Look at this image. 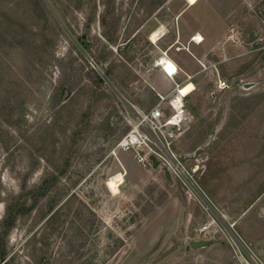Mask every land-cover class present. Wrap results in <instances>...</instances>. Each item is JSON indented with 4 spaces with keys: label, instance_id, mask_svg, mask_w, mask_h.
<instances>
[{
    "label": "rangeland",
    "instance_id": "1",
    "mask_svg": "<svg viewBox=\"0 0 264 264\" xmlns=\"http://www.w3.org/2000/svg\"><path fill=\"white\" fill-rule=\"evenodd\" d=\"M151 1L0 0V221L9 196L24 202L0 239V264H240L233 239L264 238V133L249 119L234 127L237 97L264 86V0H231L220 43L203 57L173 44L187 1L148 15ZM104 2L114 5L107 22L118 17L117 43L102 34ZM146 14L133 31V16ZM197 25L179 18L183 38ZM163 50L183 60L173 77L154 64ZM176 82L193 114L171 139L189 171L181 179L154 154L144 162L117 146L136 111ZM120 172L113 192L106 181ZM198 239L209 242L185 249Z\"/></svg>",
    "mask_w": 264,
    "mask_h": 264
},
{
    "label": "built area",
    "instance_id": "2",
    "mask_svg": "<svg viewBox=\"0 0 264 264\" xmlns=\"http://www.w3.org/2000/svg\"><path fill=\"white\" fill-rule=\"evenodd\" d=\"M162 54L167 56L165 50ZM159 60V58L155 59L154 64L164 68ZM177 70L178 67L173 74ZM173 74L169 76L172 77ZM216 82L219 88L229 84L227 80L221 78ZM178 85L179 83H175L168 93L157 91L158 99L151 107L136 111L135 117L130 122V128L119 138L117 146L125 150H133L136 157L144 162L149 161L150 154H154L163 161L173 176L181 179L184 176L187 178L189 171L171 148V139L191 121L193 114L185 106L186 95L178 93ZM215 223H217L215 218L210 217L198 227V233L205 237ZM234 224V222L229 223L232 230ZM216 231L215 228L212 232ZM233 244L240 264H264L243 240L233 239Z\"/></svg>",
    "mask_w": 264,
    "mask_h": 264
},
{
    "label": "crops",
    "instance_id": "3",
    "mask_svg": "<svg viewBox=\"0 0 264 264\" xmlns=\"http://www.w3.org/2000/svg\"><path fill=\"white\" fill-rule=\"evenodd\" d=\"M223 2H225L224 8L220 7L219 4L214 0H197L193 4H187V6H185L182 10L175 14L176 24L178 25V32L177 35L174 37L173 44H177V46L179 47L176 49L177 51L186 48L187 50H189L191 48L190 53L193 56L197 57L196 55H198V57H203L205 54H207L209 50L213 49L216 46V43H220V38H222L224 25L227 26V19L230 16V12L232 11L231 9L233 5V3H231V0H224ZM191 17L197 20L198 25L190 27V32L187 33L186 36L183 38V35L182 33H180L179 29V18L188 20ZM149 20L150 19H148L146 23H148ZM156 27L153 28V30L156 29ZM209 28L212 30L209 31ZM160 34L158 36V39L161 38V36H163L165 32L163 34ZM197 34H200L202 37L200 41H197L192 37L194 35L196 36ZM179 44L182 46H180ZM172 59L177 65L178 69L182 68V59H180L177 55H173ZM157 78L160 79V75ZM255 85L256 83L252 87L249 86L251 89H253L252 91H250V93H241L237 97L236 113H240V115H238V117L236 118H239L240 121L235 120L234 122V127H239L244 125V119H249L251 132L254 134L264 133V98H259L258 96H256L260 92L258 90H264V86L262 85L260 87H256ZM120 174L123 173L120 172ZM263 195L264 189L259 194V197ZM243 241L264 263V238L249 241L250 243L246 239H243ZM207 242H209V240H207ZM234 256H237L236 252Z\"/></svg>",
    "mask_w": 264,
    "mask_h": 264
},
{
    "label": "trees",
    "instance_id": "4",
    "mask_svg": "<svg viewBox=\"0 0 264 264\" xmlns=\"http://www.w3.org/2000/svg\"><path fill=\"white\" fill-rule=\"evenodd\" d=\"M164 0H159V1H151L148 4V15L150 13H152L156 7L159 5L160 2H162ZM114 12V5L110 4L109 2H104V9L102 11V13L100 14V24L103 27V31L102 34L104 36V38L108 41V42H112V43H117V27H118V17H114L111 18L108 22L105 19V16H107V14H111ZM148 15H143L142 17H136L135 15L133 16V25H134V30H136L148 17ZM108 27V29H107ZM132 30V29H131ZM91 70L93 71L94 69L91 68ZM96 74V73H95ZM96 76L100 79L101 77L96 74ZM65 167H63L60 172H62L64 170ZM49 184V183H48ZM48 184L44 183L43 184V190L41 191V194L44 193L45 188L48 186ZM33 199H35V197H33ZM67 199L63 202V204H66ZM24 206V202L20 199V195H14V196H9L7 198V200L5 201V216L4 218L0 221V239L1 237H3L9 230L12 221H14V218L24 210L23 208ZM6 255V252L3 251L1 253V259H3ZM9 259H5L2 264H9Z\"/></svg>",
    "mask_w": 264,
    "mask_h": 264
},
{
    "label": "bare ground",
    "instance_id": "5",
    "mask_svg": "<svg viewBox=\"0 0 264 264\" xmlns=\"http://www.w3.org/2000/svg\"><path fill=\"white\" fill-rule=\"evenodd\" d=\"M188 4H193L195 3L197 0H186ZM158 31V30H157ZM162 33L163 34V31L162 29H160L157 32H152L149 34V39L151 41H156L159 34ZM161 35V34H160ZM194 39H196L197 41H200L202 39L201 35L200 34H197L195 37H193ZM159 62H161V64L164 66L163 71L169 75V74H173L175 72V69H176V66L175 64L169 60V58L165 55H162L160 58H159ZM158 62V63H159ZM174 75V74H173ZM173 77V76H172ZM181 87H182V84L181 85H178V93H180L181 95H183L182 91H181ZM124 181V178H123V174H117L115 175L114 177H111L109 178L107 181H106V184L107 186L113 191V192H118L119 191V185L121 183H123Z\"/></svg>",
    "mask_w": 264,
    "mask_h": 264
},
{
    "label": "water",
    "instance_id": "6",
    "mask_svg": "<svg viewBox=\"0 0 264 264\" xmlns=\"http://www.w3.org/2000/svg\"><path fill=\"white\" fill-rule=\"evenodd\" d=\"M247 39L248 40H253L257 36V30L254 28L253 25L248 26L247 28V33H246ZM230 84L234 85L236 84V77H232L230 80ZM252 83L251 82H245L244 86H250ZM207 240L206 239H198V240H190L188 243H186L185 249L189 250L190 247H197L200 245L206 244Z\"/></svg>",
    "mask_w": 264,
    "mask_h": 264
}]
</instances>
